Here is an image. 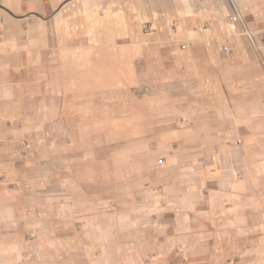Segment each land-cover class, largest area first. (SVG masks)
<instances>
[{
	"label": "crops",
	"instance_id": "0c3cea01",
	"mask_svg": "<svg viewBox=\"0 0 264 264\" xmlns=\"http://www.w3.org/2000/svg\"><path fill=\"white\" fill-rule=\"evenodd\" d=\"M106 76L185 86L104 155ZM0 236V264H264V0H0Z\"/></svg>",
	"mask_w": 264,
	"mask_h": 264
},
{
	"label": "rangeland",
	"instance_id": "374dc122",
	"mask_svg": "<svg viewBox=\"0 0 264 264\" xmlns=\"http://www.w3.org/2000/svg\"><path fill=\"white\" fill-rule=\"evenodd\" d=\"M88 32L91 34V31ZM107 80V76L101 77L99 91L82 93L85 106L79 109L84 116L83 123L79 124L81 126L79 144L83 148L95 146L98 151L104 152V155L113 147H123L125 128H128V133H132L131 143L137 144L139 127L146 119V109L150 117L151 112L154 113L156 109L161 110L164 105H169L171 98L179 94L185 86L172 82L164 85L140 82L138 77L131 89L119 86L115 87L116 89H108L104 88ZM157 101L162 105H159V108L156 107ZM3 255V248L0 246V263Z\"/></svg>",
	"mask_w": 264,
	"mask_h": 264
},
{
	"label": "built area",
	"instance_id": "2783aa9c",
	"mask_svg": "<svg viewBox=\"0 0 264 264\" xmlns=\"http://www.w3.org/2000/svg\"><path fill=\"white\" fill-rule=\"evenodd\" d=\"M237 18H238V16L235 15V16L231 17V20H236ZM238 142H240V140H237V141H236V144H237Z\"/></svg>",
	"mask_w": 264,
	"mask_h": 264
}]
</instances>
